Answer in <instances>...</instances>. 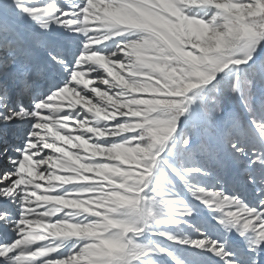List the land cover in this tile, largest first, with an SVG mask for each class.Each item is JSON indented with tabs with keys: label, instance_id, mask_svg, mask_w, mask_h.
Here are the masks:
<instances>
[{
	"label": "snow or ice",
	"instance_id": "1",
	"mask_svg": "<svg viewBox=\"0 0 264 264\" xmlns=\"http://www.w3.org/2000/svg\"><path fill=\"white\" fill-rule=\"evenodd\" d=\"M0 264H264V0H0Z\"/></svg>",
	"mask_w": 264,
	"mask_h": 264
}]
</instances>
